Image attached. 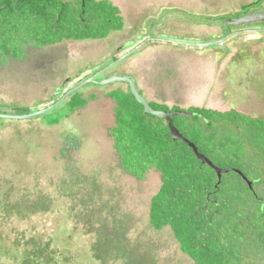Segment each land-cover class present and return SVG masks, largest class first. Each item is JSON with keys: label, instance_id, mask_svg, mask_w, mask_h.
Instances as JSON below:
<instances>
[{"label": "rangeland", "instance_id": "374dc122", "mask_svg": "<svg viewBox=\"0 0 264 264\" xmlns=\"http://www.w3.org/2000/svg\"><path fill=\"white\" fill-rule=\"evenodd\" d=\"M110 1L123 16L121 31L103 40L29 45L20 60L0 62V113L26 114L20 110L32 112L52 104L110 64L113 56L141 42H215L231 34L224 27L235 16L264 8V0ZM142 21L143 38L130 39ZM257 37L240 40L247 54L262 49ZM229 40L202 49L147 42L100 75L97 83L81 88L83 97L94 99L68 117L62 118L66 99L38 117L0 118V264H32L28 257L35 245H48L56 264H195L180 251L169 227L156 231L149 225V203L160 187L159 173L151 170L139 181L120 168L108 135L115 103L106 94L126 92L127 86L100 82L128 77L141 96L162 111H228L222 97L234 90L233 79L241 77L239 60L230 66L226 55ZM235 44L232 52L241 46ZM254 81L255 92L238 90L233 95L235 101L254 102L235 110L264 119V79Z\"/></svg>", "mask_w": 264, "mask_h": 264}, {"label": "trees", "instance_id": "16d2710c", "mask_svg": "<svg viewBox=\"0 0 264 264\" xmlns=\"http://www.w3.org/2000/svg\"><path fill=\"white\" fill-rule=\"evenodd\" d=\"M123 27L120 9L110 0H0V62L20 60L29 45L103 40ZM106 96L115 103L108 135L120 168L139 181L151 170L159 173L160 187L148 209L151 228L169 227L180 251L195 264H264V122L200 107L182 110L192 116L172 117L182 136L215 166L235 163L252 180L251 190L229 172L216 186V173L185 143L172 140L164 120L144 115L128 90ZM93 99L73 93L62 118ZM35 246L29 262L56 264L48 245Z\"/></svg>", "mask_w": 264, "mask_h": 264}, {"label": "water", "instance_id": "95a60500", "mask_svg": "<svg viewBox=\"0 0 264 264\" xmlns=\"http://www.w3.org/2000/svg\"><path fill=\"white\" fill-rule=\"evenodd\" d=\"M81 1L83 3L84 0H81ZM256 22H264V11L252 13V14H246L242 17L237 18L236 20H230L227 23L230 25H234V26H242L245 24L256 23ZM260 32H264V30L239 31V32H235L233 34H230L227 37L222 38L220 40H217L215 42H208V43H191V42H179V41H172V40H164V39H160V40L149 39L147 41L141 42L134 49L122 54L116 60L112 61L110 64H108L103 69L97 71L95 74H93L91 77H89L85 81L78 83L74 87H72L69 90H67L66 92H64L61 95V97H59L52 104H50V105H48L42 109L32 111V112L26 113V114L16 115V114H10V113H0V118L8 119V120H27V119L38 117V116H41V115L48 113L49 111L53 110L58 105H60L62 102H64L66 99H68L73 93L79 91L81 88H83L87 84L97 83L96 79L100 75H102L103 73H105L106 71H108L110 68L114 67L115 65H117L121 61L125 60L126 58H128L129 56L134 54L135 52H137L141 47H143L147 42H150V41L151 42L154 41V42H161V43H170V44L179 45V46L202 49V48L209 47V46L221 45L233 36L241 35L244 33H260ZM111 83L125 84L127 86L128 92L134 97L135 101L142 106L144 115L149 114L153 117H156L157 119L164 120L167 123L169 133H170L172 140L173 141L179 140V141L185 143L192 150V152H193V154L197 160H199L203 165H207L208 167H210L216 173V178H217L216 186H218L220 184L222 174H227L229 172H232V173L240 176L241 179L247 184L249 189L252 190L251 181H249L243 175V173L240 170H238V169H222V168L215 166L206 156H204L203 154H201L198 151L197 147L193 143H191L188 139L183 137L182 134L178 131V129L174 126L172 117H174V116L189 117V116L193 115L192 113H188V112L182 111V110H174L171 112L162 111V110H154L149 105V102L147 100H145L141 96V94L138 92L134 81L128 77H110V78L104 79L100 82V84H102V85L111 84Z\"/></svg>", "mask_w": 264, "mask_h": 264}, {"label": "flooded vegetation", "instance_id": "af4514ba", "mask_svg": "<svg viewBox=\"0 0 264 264\" xmlns=\"http://www.w3.org/2000/svg\"><path fill=\"white\" fill-rule=\"evenodd\" d=\"M250 8L251 7H249V9ZM263 11H264V8L260 11L253 9V10L247 11L246 14H252V13L263 12ZM192 14L194 16L199 15L196 13H192ZM246 14L241 12V14L239 16L234 17V20H236L237 18L242 17ZM194 22H195V24L197 23V25H200V21L198 18H196ZM257 24H260V23L256 22V23L245 24L242 26H234V25L228 24V26L224 27V30L227 28L229 30L228 33H231V34H233L235 32H239V31L264 30V27H259ZM262 24H264V22ZM143 27H144V22L142 21L137 26V28H136L137 31L134 29V33H133V35L130 36V39H142L143 34H144ZM225 35H226V33L224 34V36ZM253 35L254 36L258 35L257 39H259L261 41L262 45L260 48H262V49L257 51V53H253L252 51H248L249 53L247 54L246 53L247 50L242 45V42L244 40L243 41H240V40L245 39V37H249V36H253ZM229 39H230L229 40V46L227 47L226 55H229L230 66L234 63L237 64L236 60L237 59L239 60V63L241 65H238V66H240V69H241L240 70L241 71V75H240L241 77L233 79L234 83H235V88L233 91H231L227 94L225 93L224 95L222 94L223 95L222 102H226L228 104V106L231 108V110L224 111V112H235V113H239L241 115H244L246 117H249V118H252L255 120H261L264 122L263 118L256 117V116H250L248 114H245V113H242V112L235 110V108L239 107L240 105L247 104L249 102H254L253 100L241 99V100H236L237 101L236 102L233 99V95L235 93H237L238 90L246 91V92H255L256 89L254 88V86L252 85L251 82L252 81L255 82L254 80L257 78L258 79H262V78L264 79V32L244 33L241 35L233 36ZM231 39H234V40H231ZM238 42L241 44V46L237 47L238 49H236V51L232 52L234 45H236L235 43H238ZM230 55H231V57H230ZM117 56H119V55H117ZM57 98L55 99V101L57 100ZM55 101H53V102H55ZM219 112H221V111H219ZM224 112H222V113H224Z\"/></svg>", "mask_w": 264, "mask_h": 264}]
</instances>
